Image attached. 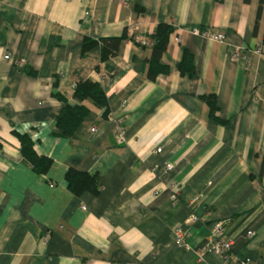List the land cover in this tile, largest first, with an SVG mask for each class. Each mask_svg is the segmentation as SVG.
Segmentation results:
<instances>
[{"label": "crops", "instance_id": "1", "mask_svg": "<svg viewBox=\"0 0 264 264\" xmlns=\"http://www.w3.org/2000/svg\"><path fill=\"white\" fill-rule=\"evenodd\" d=\"M260 2L0 0V264H203L199 249L219 218L237 255L264 261ZM162 21L176 26L162 58L172 69L155 79L151 45L130 36L100 72V45L83 54L86 34L121 35L129 27V34L151 35ZM194 25L223 30L227 41L197 34ZM233 47L249 55L238 59ZM186 48L195 54V75L180 69ZM89 77L110 95L111 117L92 103L72 137L56 135L64 101L54 92L80 101L76 83ZM212 93L221 119L211 115ZM14 129L42 136L39 152L54 158L48 174L34 170ZM71 167L102 173V191H72ZM179 225L187 243L174 238ZM205 260L225 258L210 252Z\"/></svg>", "mask_w": 264, "mask_h": 264}, {"label": "trees", "instance_id": "2", "mask_svg": "<svg viewBox=\"0 0 264 264\" xmlns=\"http://www.w3.org/2000/svg\"><path fill=\"white\" fill-rule=\"evenodd\" d=\"M138 7L142 9L140 5H138ZM263 10L264 0H261L256 21V31H258L260 27ZM129 29L130 28L127 27L125 32L121 35L94 37L90 34H86L83 42L84 55L96 45H100L101 47V61L97 65V70L99 72L102 71L101 66L103 61L119 52L121 42L124 38L128 36L134 38V34H129ZM175 30L176 26L174 23L162 21L160 22L157 31L150 35L152 39L151 44L142 45L137 41V43L144 48L151 45L152 52L147 59L149 64L148 75L153 79L157 78L158 74L161 72L169 73L172 69L169 64L162 61V58L168 48L172 33ZM180 69L184 73L189 72L192 75L196 74V57L194 52L188 48L185 49L184 56L180 63ZM29 71L33 74H37V71L34 68H31ZM58 83L59 79L56 80L55 85ZM54 93L64 101V105L60 108L56 118V135L72 137L91 114L93 109L92 103L97 104L103 109L105 118L109 119L111 117L112 107L110 104V95L100 79L89 77L76 83L74 96L80 101H74L58 90ZM208 102L210 103L211 115L221 119V108L218 104L217 95L215 93L209 94ZM14 132L19 136L22 145V152L26 158L33 163L34 170L39 174H48L54 163V158L50 155L39 152L37 145L42 141V136L33 134L31 131H20L18 129H14ZM66 177L68 180V186L77 194L86 190L99 194L103 189V175L100 172L92 173L88 170L71 167L68 170ZM49 180L54 182L52 178H49Z\"/></svg>", "mask_w": 264, "mask_h": 264}, {"label": "built area", "instance_id": "3", "mask_svg": "<svg viewBox=\"0 0 264 264\" xmlns=\"http://www.w3.org/2000/svg\"><path fill=\"white\" fill-rule=\"evenodd\" d=\"M192 30L200 35H203L207 38H212L219 41H227V34L223 30H219L216 27H213L212 25H194L192 27ZM134 39L136 41H139L142 45H149L152 42L150 35H144L142 33H135ZM259 51H262V48L259 49ZM231 52L233 53L234 57L240 58L241 56H248L247 49L243 47H233L231 49ZM11 52H7L5 54L6 58H11ZM120 128L123 129L124 125L122 121L120 122ZM93 129L96 130L97 126H93ZM162 150V147L159 148ZM168 166L170 168L173 167V162H168ZM197 201V200H196ZM199 217L198 211H194L192 214L193 219H197ZM210 233H209V245L210 249L216 252L221 253L225 261L223 264H264V261L261 263H255L251 257H242L236 254L234 251V242L232 238H226L225 237V230L227 228L226 220L223 218L215 219L210 222ZM254 231H250V234L253 235ZM174 238L178 242H184L187 239V229L183 225H179L174 230Z\"/></svg>", "mask_w": 264, "mask_h": 264}, {"label": "rangeland", "instance_id": "4", "mask_svg": "<svg viewBox=\"0 0 264 264\" xmlns=\"http://www.w3.org/2000/svg\"><path fill=\"white\" fill-rule=\"evenodd\" d=\"M120 123H118V132H119V134H120V136H123V135H125V130H126V128H125V125H124V127H123V129L122 128H120ZM160 147H158V151L160 150L159 149ZM174 164V163H173ZM167 165H168V163H167ZM227 225V224H226ZM226 231V230H225ZM187 239V238H186ZM180 243H187V240L186 241H184V242H180ZM210 243H208V245L204 248V249H199V254H200V259H202L203 260V264L204 263H206V256H207V254H209L210 252H216V251H213V250H211L210 249V245H209ZM216 253H219V252H216ZM219 254H221V253H219ZM222 255V254H221ZM223 256V255H222Z\"/></svg>", "mask_w": 264, "mask_h": 264}]
</instances>
